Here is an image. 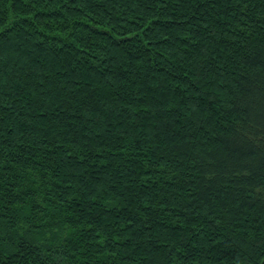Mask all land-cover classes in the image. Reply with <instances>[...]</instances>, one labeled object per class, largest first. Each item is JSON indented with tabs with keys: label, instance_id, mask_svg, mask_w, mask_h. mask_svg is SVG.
<instances>
[{
	"label": "trees",
	"instance_id": "obj_1",
	"mask_svg": "<svg viewBox=\"0 0 264 264\" xmlns=\"http://www.w3.org/2000/svg\"><path fill=\"white\" fill-rule=\"evenodd\" d=\"M0 264H264V0H0Z\"/></svg>",
	"mask_w": 264,
	"mask_h": 264
}]
</instances>
